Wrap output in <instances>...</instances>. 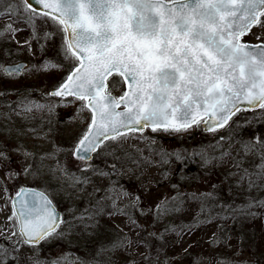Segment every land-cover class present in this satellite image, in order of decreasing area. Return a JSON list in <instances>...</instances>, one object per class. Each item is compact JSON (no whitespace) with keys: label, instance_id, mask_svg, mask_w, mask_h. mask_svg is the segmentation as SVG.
I'll use <instances>...</instances> for the list:
<instances>
[{"label":"snow or ice","instance_id":"1","mask_svg":"<svg viewBox=\"0 0 264 264\" xmlns=\"http://www.w3.org/2000/svg\"><path fill=\"white\" fill-rule=\"evenodd\" d=\"M40 19L45 24L43 31L37 23ZM0 20L4 21L0 26V41L10 43L15 40L19 48L30 55L39 51L45 57L34 68L19 62L12 66L0 65L5 79L20 77L26 69L29 72L49 67L64 70L67 65V75L47 93V97H59L60 101L40 104L25 96L15 101V107L8 102L4 107L18 116L44 109L50 115H56L54 109L70 97L72 99L66 100L63 106L77 102L79 106L75 115L68 118L69 122L79 119L87 124L72 138L71 147L63 148L53 142V151L40 155L41 161L57 160L49 172L53 175L59 172L66 178L60 185L62 192L49 193L46 188L21 185L14 195H10L5 187V199L11 200L12 214L7 218L9 230H0V237L8 241L7 244L0 242V264H67L64 257L39 259L42 242L65 239L72 235L70 229L77 227L82 229L79 235L97 237L104 228L101 221L105 214L109 218L125 216L134 229L141 228L132 213L125 211L127 207L140 211L141 215L151 214L153 227L165 216L183 211L184 200L178 192L161 200L154 209L140 208L138 196L136 202L121 208L109 195L106 197L111 202L109 211H106L107 205L96 200L91 211L85 209L75 217L78 224L65 221L57 212L50 196L62 194L71 199L73 192L67 191L69 188L79 196L92 182L86 175L89 171L93 176L111 175L92 165L93 154L111 156L114 160L131 159L124 148V142L130 138L128 133H143L150 128L153 133L181 134L203 124L210 132L228 126L232 135H238L250 122L240 123L233 117L249 108L264 109V36L256 37L260 41L257 44H249L244 39L255 27L264 29V0H0ZM49 20L52 30L47 27ZM25 31L28 36L23 43L16 40V36ZM57 36L60 43L53 57L48 58L47 44L55 43ZM19 54V51L5 50V55ZM114 92L119 94L113 95ZM10 95L21 94L19 91L0 92V96ZM85 112L90 114L87 120L82 118ZM47 122L53 124L52 119ZM12 131L5 127L3 135L6 139L11 137ZM26 131L35 133L37 130L29 128ZM52 131L49 128L44 136L34 138L46 139ZM15 132L17 136L22 135L20 129ZM224 139L220 137L221 141ZM237 142L244 156L256 153L260 164L250 170L242 167V159H233L236 171L229 172L226 179L235 183L229 188L244 190L249 195L242 205L221 204V212L217 214L219 219L235 220L238 216L255 219L261 215L255 209H264V198L251 196L253 190L264 192V134L241 136ZM22 149L23 145H18L11 151ZM59 152H70L74 160L83 162L77 165L80 175L70 172L66 164L59 162ZM8 153L7 147L0 148V161L4 162L0 163V170L11 180L20 173L11 168ZM22 154L33 160L36 155L27 150ZM229 154L221 150V155L212 159L222 161ZM160 155L165 163L168 162L165 158L175 157L178 163L187 159V155L179 151L161 150ZM195 155H199L205 165L210 162L203 153H193ZM109 167L115 170L116 164ZM22 172L25 177L31 174L33 179L44 174L43 166L33 171L31 164ZM162 177L166 179L167 173ZM212 189V192L199 194L200 212L190 224H168L159 234L152 232L149 236L163 244L166 234L174 233L179 240L200 224L211 223L214 217L208 202L212 201L214 209L220 200L215 194L218 186L213 184ZM124 195L127 193L121 192V196ZM188 198L198 199L196 194H189ZM61 225H67L69 230ZM217 239L214 234L211 246L216 245ZM136 243L139 246V242ZM132 244L126 233L117 235L108 243L98 244L92 259L79 264H140L137 260H118V255L128 253ZM161 251L158 248L155 257L150 251L143 254L144 264H157ZM164 264H170V261L166 259ZM196 264H203V261L198 260ZM217 264H259V261L217 258Z\"/></svg>","mask_w":264,"mask_h":264},{"label":"rangeland","instance_id":"2","mask_svg":"<svg viewBox=\"0 0 264 264\" xmlns=\"http://www.w3.org/2000/svg\"><path fill=\"white\" fill-rule=\"evenodd\" d=\"M3 23L4 21L0 20V26H2ZM37 23L41 31H43L45 29L43 19L38 20ZM51 23L52 22L49 20L47 24L48 30H52ZM27 36V31L21 32L16 36V40L23 43ZM257 36H264V29L255 27L252 33H249L244 39L247 42L257 43L260 42L256 39ZM59 43L60 38L57 36L55 43L50 41L47 44L48 58L53 57ZM33 48H36L35 44ZM5 50H10L12 53L19 51L20 54L5 55ZM44 58L45 57H42L39 51H35L34 55H30L26 50L20 49L15 40L10 43L0 41V65L23 60L28 63L29 68H34V66L40 64ZM61 74L63 76L67 74V65H65L64 70L49 67L48 69L29 72L26 69L22 72L20 77L7 78V86L9 88L12 86L15 87V83L25 81L28 83V89L25 92L19 91L21 94L19 96H0V148L7 147L9 149L8 154L12 162L11 168L20 173V175L14 176L11 180H8L4 176V171L0 170V230H4L5 232L9 230L7 218L12 214L11 200L5 199V187H7L10 195H13L21 185L36 187L38 189L46 188L49 193L62 192L60 185L62 182H66V178L61 176L59 172H56L55 175L49 172L50 168L56 166L57 160L45 159L41 161L40 155L45 152H52L53 142L57 146L63 148L71 147L72 138L78 135L87 124L81 123L79 119L74 122H69L68 118L75 115V109L79 106V102L76 104H69L66 107L63 106L66 100L72 99L70 97L66 98L60 106L54 109L56 115H50L47 109H44L41 111L34 110L31 113H23L21 116H18L15 113L9 112V110L4 107V104L5 102L12 103L15 107V101L25 96L29 100L40 104L60 101V98L47 97V93L54 85L59 83L56 80L57 78L53 76H60ZM0 77H3L2 70H0ZM0 92L3 91L0 90ZM8 92L15 93L17 91L11 89ZM113 94L118 95L119 93L114 92ZM23 116H27V119H23ZM89 116L90 114L87 112L82 114V118L85 120H87ZM49 119L53 120V124L50 125L47 122ZM233 120H237L240 123L246 121L250 123H248L245 129L238 135H232L229 132L228 126L210 133L201 132L200 126H193L192 129L185 133L171 135L163 131L153 133L151 130L143 131V133H129L127 135L130 138L124 142V148L130 154L131 159L114 160L111 156H96L94 154V158L91 161L92 165L104 172L111 173V175H106L104 177L93 176L91 171H89L86 175L91 177L92 182L86 186L85 191L79 194V196L74 193L73 189L69 188L67 191L73 192V197L71 199L65 198L62 194H53L50 198L53 200L54 205L63 213L64 220L76 224H78L79 221H76L75 217L85 209L91 211L92 204H94L96 200H101L107 205L106 211H109L111 202L106 199L109 195L116 199L118 207L121 208H125L126 205L136 202L135 198L138 196L140 198L138 201L140 208L154 209L157 203L165 198H171L177 195V191L182 188H187L195 193H199L200 190L206 191L207 193L211 191L212 185L216 183V176L207 178L202 176L200 170H205L206 167L208 168V166L211 165H217L220 172V174H218V181L223 186V189L233 196L230 200V202H232L235 198L239 197L241 193L243 194L245 192L244 190L229 188L230 184L235 183L234 180L226 179L229 172L236 171V169L233 168V159H242V167L250 170L260 164V158L256 153H250L244 156L240 150V144L237 141L241 136L248 138L251 137L253 133L264 134V109L257 108L254 110L241 111L233 117ZM229 123L231 124V121ZM5 127L13 130L11 137L8 139L3 135ZM232 127L235 128V125H232ZM29 128H34L37 131L35 133L26 131V129ZM49 128H52L53 131L46 139L34 138L35 136H44L45 133L49 132ZM16 129H20L22 135L17 136L15 132ZM230 135H232L231 140L228 139ZM142 136L148 137V139L141 140L140 137ZM221 136L225 137L223 141L220 140ZM107 143H111V141ZM18 145H23V149L20 152L11 151V149ZM23 150L35 153V159L33 160L32 157L26 158L22 154ZM161 150L167 152L179 151L186 154L187 159L183 163H178L175 157H172L171 159L165 158L168 162H162L160 155ZM221 150L230 154L222 161L212 159L213 157H219L221 155ZM238 152L240 153L239 156ZM193 153H203L205 156L209 157L210 162L205 165L200 156H193ZM118 154L123 155V153ZM57 156L59 162L61 164H66L70 172H75L77 175H80L77 165L82 164V161L74 160L70 152H59ZM133 161H135V163ZM0 163L4 162L0 161ZM29 164L32 165L33 171H35L37 167L43 166L44 174L38 179H33L31 174L25 177L22 170ZM111 164H116L115 170L109 167ZM197 167H199V170H197ZM163 173H167L166 179L162 177ZM228 181L232 183H227ZM174 185L177 187H173ZM121 192H125L127 195L121 196ZM245 193L248 194L247 192ZM248 195L244 196V200L247 199ZM251 196L264 198V192L253 190ZM69 209H72V211H69ZM262 210L264 211V209ZM125 211L132 213L137 222L142 226L138 228L141 229L139 236H137V228L134 229L133 226L128 223L127 217L125 216L114 215L109 218L107 214H105L101 223L103 225L108 224L118 228L122 236L126 233L133 241L128 253L119 257V261L137 260L140 262L146 251L144 245L147 244L149 248L151 245H154L152 243L153 241L151 242L149 239V233L161 229L162 225L165 224V219L163 218L160 220L159 223H161V225H157L155 229L152 227L153 219L151 214L141 215L140 211L134 210L131 207L125 208ZM173 219L176 220L175 216ZM61 227L65 230H69L67 225H61ZM70 230L72 235L65 239L52 241L51 243L42 242L39 259L51 260L64 257L67 264H79L80 261H85L87 256L74 246L92 248L93 244H87V238L79 235L82 231L79 227ZM213 234H215V232L211 230L206 235L203 233L202 242L206 243ZM137 241L139 242V246L135 245ZM0 242L5 244L8 243L3 237H0ZM189 245L190 243H185V245L181 247L185 249L186 247H190ZM234 248L235 246L228 248L224 245H220L219 249L231 250L232 252ZM192 249L195 253L201 254L202 256H204L202 252H208V248L205 245H195ZM248 249V247H242L239 251L233 252L236 254L230 256L227 261H258ZM25 251H28V249L25 248ZM153 251H157V249L154 248L152 249V252ZM237 253L242 254L237 255ZM262 259V264H264V258L262 257ZM168 260L170 264H196L197 262L194 261L190 263L189 260L183 257L175 259L170 258ZM208 261L209 260H205L207 263L203 261V264H216L215 262ZM158 263L164 264V260L160 259Z\"/></svg>","mask_w":264,"mask_h":264},{"label":"trees","instance_id":"3","mask_svg":"<svg viewBox=\"0 0 264 264\" xmlns=\"http://www.w3.org/2000/svg\"><path fill=\"white\" fill-rule=\"evenodd\" d=\"M56 77L57 81L60 82L63 79V75L60 76L56 75L53 76ZM8 79H5V77H0V90L4 91H10L11 89L13 91H20L25 92L28 89V83L25 81H19L15 83V87L9 88L7 86ZM47 85V84H46ZM197 170H199V167H197ZM200 172L202 173V176H205L207 178L216 176V183L215 185L218 186V191L215 193L217 196L220 197V200L216 203L215 208H212V201L208 202V209H212L211 214L214 217L213 221L211 223H203L197 226L193 231L188 232L183 235L182 239L177 240V236L174 233L166 234L165 235V241L163 244L159 240H157L155 237L149 236L150 241L154 244L151 245V247L144 249L146 250L145 253L151 252L152 256L155 257L157 255V251H153L152 249H158L161 248L162 251L159 254V259L166 260L170 258H186L190 261V263L198 260H202L205 262V260H209L208 262H215L217 264V258H223L225 260H228L230 256L236 254L233 252H236L239 249H242V247H248V251L254 255V257L259 261V264H262V257L264 258V211L262 209H255V211L260 212L261 215L258 218L250 219V218H244V217H237L235 220L232 218L227 219H219L218 213L221 212V204H232V205H242L245 203L246 200H244V196L248 195L245 192L240 194L239 197L235 198L234 201L230 202V200L233 198V196L226 192V190L223 189V186L218 181L219 179V169L218 166H208L206 169H201ZM232 183V182H227ZM213 189L211 188L212 192ZM177 192L181 195V197L184 200L183 205V211H181L179 214L176 215H169L165 216V224L162 225L161 229H157L155 233L159 234L161 231H163L164 226L168 224L172 225H180V224H190L193 221L194 217H197V215L200 212V200H199V194L200 193H207L206 191L200 190L199 193H195L189 189H179ZM189 194H196L198 197L197 200H190L188 198ZM208 215V211H205V216ZM175 216L176 220L173 219ZM153 219V217H152ZM154 223V221H153ZM152 223V225H153ZM157 225H161L159 221L155 222V228ZM214 231L215 236L218 238L217 243L215 246H211L210 242L213 239V235L210 236L209 240L204 243L202 242V236L203 233L206 235L209 233V231ZM136 232H141V229H136ZM117 235H121L120 230L116 227H112L110 225H104V228L101 229L100 235L94 238H88L87 244H93L92 248H88L86 246H74L76 249L81 250L85 256V262H88L92 259L95 253V249L98 244L100 243H108L116 238ZM139 236V235H137ZM143 238V237H142ZM136 239V237H135ZM144 240V239H142ZM140 241V240H139ZM145 241V240H144ZM188 243H190V247H186L187 251L185 249H182L181 246H184ZM137 245V243L135 244ZM201 246L205 245L208 248V252H202L204 256L201 254H197L192 249L193 246ZM220 245H224L225 247H232L235 246L233 251L231 252L228 250H221ZM254 249V250H253ZM125 253H120L118 255L119 257L123 256ZM207 256V257H206ZM210 258V259H209ZM207 263V262H205ZM140 264H144L143 258H141ZM157 264H159L157 262Z\"/></svg>","mask_w":264,"mask_h":264},{"label":"water","instance_id":"4","mask_svg":"<svg viewBox=\"0 0 264 264\" xmlns=\"http://www.w3.org/2000/svg\"><path fill=\"white\" fill-rule=\"evenodd\" d=\"M37 8H39V5H35ZM249 44H252V43H249ZM257 44V43H256ZM19 63H22V64H26L25 62H23V61H20ZM14 63H8V64H6V65H4V66H12ZM126 87V86H125ZM52 90V89H51ZM50 90V91H51ZM59 98V97H58ZM242 107H244V108H247L248 106L247 105H242ZM250 109V108H249ZM201 128H202V130H203V132L205 133V132H210V131H207L205 128H204V126H203V124H201ZM146 129H150V128H146ZM57 210V209H56ZM57 212L58 213H60V215H61V217H62V214H61V212L59 211V210H57Z\"/></svg>","mask_w":264,"mask_h":264},{"label":"flooded vegetation","instance_id":"5","mask_svg":"<svg viewBox=\"0 0 264 264\" xmlns=\"http://www.w3.org/2000/svg\"><path fill=\"white\" fill-rule=\"evenodd\" d=\"M27 187V186H26ZM30 187V186H29ZM31 188H36V187H31ZM38 189V188H37Z\"/></svg>","mask_w":264,"mask_h":264}]
</instances>
